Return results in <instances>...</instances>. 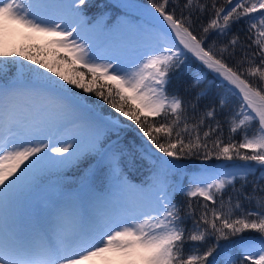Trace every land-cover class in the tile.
<instances>
[{"label":"snow or ice","instance_id":"1","mask_svg":"<svg viewBox=\"0 0 264 264\" xmlns=\"http://www.w3.org/2000/svg\"><path fill=\"white\" fill-rule=\"evenodd\" d=\"M93 6L0 0V264H264V0Z\"/></svg>","mask_w":264,"mask_h":264},{"label":"trees","instance_id":"2","mask_svg":"<svg viewBox=\"0 0 264 264\" xmlns=\"http://www.w3.org/2000/svg\"><path fill=\"white\" fill-rule=\"evenodd\" d=\"M93 2V7L92 9L88 12L89 16H95L96 14H98L101 11H105L107 12L110 16H112L113 18H115L117 16V14L119 13V9L115 8V4H116V0H92ZM139 2H144L146 3L147 0H139ZM221 4H225V0H217V6H220ZM252 15H256V14H252ZM207 21H205L206 23ZM258 22V21H257ZM240 27V26H237ZM235 32V29H234ZM231 37H229L230 39ZM12 41H10L9 43V50H15V49H19L20 47H24V46H28V45H32L35 44L37 46H43V47H47V45H38L37 40L33 37H27V35H17L16 33H14L12 35ZM61 55H63V53H61ZM184 59V63L180 69L179 72L175 73L173 82L171 85H169V90H178L180 92L181 95L184 94V85L188 82L189 78H191L193 75L197 74V73H207L208 76V81L209 83L212 85V92L214 94L217 93H221V92H226V89L224 88V85L222 84L221 80L219 79H214V75L215 74H211L210 70L204 69L202 68L201 64H199L198 62H196L193 57H191V55H189L187 58H182ZM77 67H80L79 65H77ZM81 71H84L86 73V79H91L90 75L87 74V70L83 69L82 67L80 68ZM77 92H82V90L80 89H76ZM86 96H91L94 100L99 99L98 97H95V95L93 93H83ZM101 103L103 104L104 102L101 101ZM207 103V101H202L201 102V107H203V105ZM104 108L109 111V112H113L114 110H112L107 104H104ZM125 119L126 118H123ZM157 120H159L160 118L157 117L155 118ZM129 124H132V122H128ZM133 127H135V125L133 124ZM132 135H135V133H132ZM228 136V130L227 127H225V132H224V138L225 140L227 139ZM129 139H131V135L128 137ZM239 138V137H237ZM211 147V145H209ZM243 151V150H242ZM240 163H243V161H237ZM218 163H222V161H216V160H211V161H196L197 165H201V164H218ZM250 164H254L255 162H247ZM259 171L256 172V175L253 176H249L248 177V181H249V188L251 187V184L253 181H255L257 179V177L259 176ZM68 176L72 177V170L68 171ZM131 176L134 180V182L136 183H140L143 181H148L150 179V172H149V168L147 166V164H143V163H139L138 162V166L137 168L133 169L131 172ZM74 179V177H73ZM182 179L184 180V185H189L188 183V179L182 177ZM261 183H264V181H262ZM237 187H239V181H237ZM176 199L179 200H183V199H189L187 197H182L179 194L177 195ZM192 199L193 203L199 201L200 203H203V199L200 197H195V198H190ZM210 203V202H209ZM189 226H190V222H189ZM248 233H245V235H247ZM231 239H236V237H232ZM221 243H228L227 241H221Z\"/></svg>","mask_w":264,"mask_h":264},{"label":"rangeland","instance_id":"3","mask_svg":"<svg viewBox=\"0 0 264 264\" xmlns=\"http://www.w3.org/2000/svg\"><path fill=\"white\" fill-rule=\"evenodd\" d=\"M16 33L17 35H27V37H30V36H33L39 43H46V41L48 40L47 37H43V36H37V35H34L32 33L29 32V30L19 26V25H15V24H9V29H8V33L5 37H3L4 39V42L6 43L7 47L9 48V42L12 41V35ZM237 163H240V162H237ZM245 163V162H243ZM243 163H240V164H243ZM189 185H187L186 187H188Z\"/></svg>","mask_w":264,"mask_h":264},{"label":"water","instance_id":"4","mask_svg":"<svg viewBox=\"0 0 264 264\" xmlns=\"http://www.w3.org/2000/svg\"><path fill=\"white\" fill-rule=\"evenodd\" d=\"M194 58V57H193ZM195 59V58H194ZM196 60V59H195Z\"/></svg>","mask_w":264,"mask_h":264}]
</instances>
